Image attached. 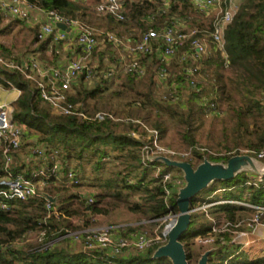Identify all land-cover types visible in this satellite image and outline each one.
I'll list each match as a JSON object with an SVG mask.
<instances>
[{
	"label": "trees",
	"instance_id": "16d2710c",
	"mask_svg": "<svg viewBox=\"0 0 264 264\" xmlns=\"http://www.w3.org/2000/svg\"><path fill=\"white\" fill-rule=\"evenodd\" d=\"M28 1L42 10H52L67 18L83 20L88 15V9L94 12L100 0ZM122 1L126 17L124 22L94 13L114 27L134 23L141 35L150 30L164 28L179 18L187 19V22L194 27L196 16H199L190 0H169L166 9L163 7V0ZM2 17L0 12V24ZM112 26H110L111 29H114ZM8 31V27L0 28V36L7 34ZM116 35L120 37L121 33ZM223 39L224 57L214 50L208 38L211 50L206 56L197 58L196 51L187 42L177 49L175 56L170 59L171 61L169 60L168 64L162 62V42L155 41L152 53L140 56V63L145 67L144 75L138 77L133 73H124L122 87L130 93V101L126 102L120 110H115L109 105L104 107L98 103L87 107L85 102L99 98L103 89L99 86L98 79L92 90H85L84 80L81 78L77 92L68 96L69 102L80 104L89 117H93L98 112H104L117 121L110 119L101 122L83 121L75 116L53 114L49 105L39 97L38 91L31 82L13 72L2 73L4 78L19 91V98L12 112L14 122L24 128L25 136L29 137L30 144H39L46 149L58 151L63 164V173L72 169L79 183L71 186L70 189L64 186H51L45 189V193L56 198V202L52 205L59 213L58 218L47 217V200L44 198L26 201L12 200L6 202V208L0 206V264H172L168 257H155L156 252L167 242L155 244L143 253L131 252L119 256H107L91 251L71 252L65 244L66 239L59 244L58 242L51 246L48 244L68 232L83 229L90 223L89 217L108 216L120 207L137 214L140 217L138 222L145 220L150 226L158 225L160 231L163 230L165 223H161L159 219L170 213H178L177 201L186 182L178 188L168 185L172 192L167 206L164 187L154 174L157 169L160 170V175L174 170L181 173L183 169L169 166L159 158L142 160V144L131 136L132 132L142 133L141 124L157 130L159 139L163 142L168 127L162 119L165 117L171 121L181 146L185 152H190V156L186 157L188 159H183L181 156L174 158L186 160L193 170L206 158L227 164L236 157L252 156L264 163V159H258L256 156L264 149V0H239L238 11L233 21L225 27ZM127 40L135 42L139 38L133 37ZM34 43H37V46L32 51L40 53L39 60L45 59L47 41L39 43L35 38ZM99 46L105 47L106 51H111L114 46L121 47L107 42L102 37L91 59L94 56H101L98 54ZM183 53L188 55V64L181 63L179 60ZM52 54H54L53 50ZM0 56L6 58L12 56L10 49L1 42ZM128 56L130 57V54ZM200 64L207 68L204 73L208 83L196 84L192 88L189 85L191 76L186 73V68L199 67ZM162 68L168 73L167 84L170 88L165 95L167 99L159 102L154 98V91L158 82L156 72ZM226 68L229 70V76L224 74ZM198 73L203 71L199 72L198 69L194 75ZM227 82H229V88ZM183 85L190 88L185 107L177 98L178 92L184 88ZM4 87L9 88L7 85ZM170 95L175 97L174 101H171ZM218 102L225 104L224 115L217 126L212 127V132L208 135L209 150L200 151L195 140L194 133L197 131L195 126L204 113L215 110ZM212 104L214 108L209 110ZM130 120H137L141 124L132 123ZM245 151V154H241ZM14 157L11 166L14 174H23L28 177L37 167L31 154L29 163L26 164L17 159L16 155ZM90 161H94L93 171L97 173L92 177L86 173L83 166V162ZM106 165H110L112 170L107 176H103L102 172ZM2 176L0 160V180ZM252 176L255 174L239 171L231 178L214 180L211 185L216 181L223 182L224 188L217 189L220 190V194H223L216 199L215 196L209 198L207 203L233 201L264 207V179L261 184L252 185L249 184ZM182 178L184 179V175ZM84 182H87L94 191L91 195L93 199L91 205H88L86 197L71 193L72 188H81ZM236 188L243 190L241 194L234 193ZM217 190H213V193ZM193 197L189 201L191 208L203 204H196ZM73 200L78 201L81 209L71 208ZM206 211L219 224L236 225L241 221L240 214L251 212L252 209L239 204L223 203L211 206ZM80 214L87 218L81 220L78 225L68 221L71 216ZM205 222L208 224L205 225ZM261 224L264 225V218ZM139 230V227H127L121 235L126 237V234ZM209 230L210 222L204 211L189 212V224L178 239L183 246L187 264L193 257L191 252L193 239L198 235L206 234ZM32 232L39 234L37 242L34 245L20 247L19 240ZM215 236L213 245L215 249L208 254L206 264H264V257L251 260L242 250V246H235L232 243L235 235L231 231L221 232ZM195 257L199 262L201 256L197 254Z\"/></svg>",
	"mask_w": 264,
	"mask_h": 264
},
{
	"label": "built area",
	"instance_id": "2783aa9c",
	"mask_svg": "<svg viewBox=\"0 0 264 264\" xmlns=\"http://www.w3.org/2000/svg\"><path fill=\"white\" fill-rule=\"evenodd\" d=\"M77 1V0H75ZM87 2L88 0H78ZM164 9L168 7L169 0H163ZM194 10L199 16H211L210 25L207 31L201 30L198 27L188 25L187 19H176L172 23L159 30H150L139 37L138 41H125V50L130 54L131 60L124 67V73H133L140 77L144 75L145 67L140 63V56L151 54L153 43L160 40L162 42V62L168 64L169 60L176 54L178 48L189 42L190 47L197 53L196 57L200 58L205 55L204 38H209L215 51L224 54V39L223 32L225 27L230 24L239 6V0H190ZM42 11L45 16V21L39 25L36 32L37 42H45L50 39V42L58 43L65 42L75 43L81 50V54L69 60L61 66H47L40 63L35 57H29L25 60L17 61L14 56L9 58L0 56V86L7 85L10 89H14L13 85L4 78L3 72H13L23 76V78L31 82L38 91L39 97L46 102L53 114L63 116H75L83 121H104L110 119L117 121L108 113L98 112L93 117H89L81 108L80 104L69 102L68 96L73 94V89L79 80L83 78L84 82H92L99 79V76L94 72L91 65V55L98 45L97 37H104L107 42L122 44L117 37L106 31L98 34L95 29L87 24H84L78 19H71L62 16L56 11H44L28 0H0V12L22 22H29L32 11ZM95 12L100 16H109L115 21L124 22L125 8L122 0H100L95 7ZM213 13V14H212ZM63 24L69 31L61 30L57 25ZM200 35L201 37H197ZM180 62L188 64V55L183 53L180 56ZM199 67L186 68V73L190 75L189 85L193 88L197 83L194 75ZM112 73H107L110 76ZM105 76V77H106ZM158 82L166 83L168 73L162 68L156 72ZM175 88V85H174ZM19 94V91H17ZM172 95V94H171ZM171 97L174 101L175 97ZM164 99H167L165 96ZM12 102H0V160L1 171L3 176L0 180V206L6 208V202L12 200L26 201L44 198L45 189L51 186H59L65 184L68 186L77 185L79 181L72 169L63 173V164L60 160L58 151L46 149L44 146H35L31 150V156L36 162L37 167L32 170L28 177L23 174H14L12 172V163L14 155L22 148V139L24 136V128L14 122L12 117L13 106ZM214 108L213 104L209 110ZM132 123L141 124L137 120H130ZM142 133L132 132L131 136L134 140L142 144L141 156L143 161L157 160L158 158H166L168 156L189 157L190 152H176L163 145L159 139L157 130L151 129L143 124ZM200 151H205L200 149ZM214 155L213 153H210ZM258 159H264V149L256 154ZM159 169L154 176L159 178V181L164 187L166 195L165 203L169 204L172 189L168 185L174 187H182L185 180L182 177L174 176L168 172L162 175L159 174ZM65 178V180H64ZM264 179V174L258 173L251 177L249 184H261ZM219 192V191H218ZM216 192V193H218ZM88 205L93 203L90 195L85 196ZM212 197V196H211ZM209 197V198H211ZM46 200V199H45ZM223 203H234L245 206L254 210V215L251 218L241 220L238 224L218 223L211 217L206 209ZM202 210L206 218L210 222V230L203 235H198L193 239V245L200 248H207L214 245L216 234L231 231L235 236L232 243H236L235 238L246 237V232H242L241 228L252 229L261 224L264 218V207L251 206L248 204L226 201L205 203L198 207H194L190 212ZM47 217L55 216L58 218L59 213L53 207L52 203L47 201L46 204ZM178 213H170L169 215L159 219L161 223L172 222L177 218ZM96 219V216L89 217V221ZM81 221V220H80ZM80 223V222H79ZM167 224L163 230H159L153 234H147L143 231H137L128 237H123L119 232L125 229L124 226H107L99 228H87L77 232L66 234L74 242L83 244L81 251H91L103 253L107 256H119L125 251L132 250L135 253H143L155 244H163L168 240L169 227ZM240 228V230H237ZM42 236V234H41ZM56 241L48 244L53 245ZM244 245H248V241Z\"/></svg>",
	"mask_w": 264,
	"mask_h": 264
},
{
	"label": "rangeland",
	"instance_id": "374dc122",
	"mask_svg": "<svg viewBox=\"0 0 264 264\" xmlns=\"http://www.w3.org/2000/svg\"><path fill=\"white\" fill-rule=\"evenodd\" d=\"M73 1V0H72ZM74 2V1H73ZM89 3V2H88ZM47 11V10H44ZM2 13V12H1ZM213 14V13H212ZM2 20L0 24V28H9V31L7 34L1 35L0 36V42L5 44L14 56V58H17L18 60H25L29 57H32V51L36 46L34 44L35 38H36V30L37 29H32L31 27L29 28L28 25H24L22 22H18V20L5 15L2 13ZM213 16V15H211ZM211 16L204 17V16H196L195 20V26L198 27L201 30L207 31L209 28V23L211 20ZM84 24H87L91 28L95 29L98 31V34H101L103 32H110L111 34L115 35L121 42L120 44L121 47H116L111 51H106L105 47L99 46L100 52L98 54H101V56H94L91 60V65L93 66L94 72H96L99 76V86L102 87L103 93L99 98L96 100H87L85 102V105L87 107L94 106V104L98 103L99 105L106 106L109 105L115 110H120L122 106L130 101V93L122 87L123 84V78H124V67L130 62L131 56L129 57L127 54V51L125 50V41L127 38H139L141 35V32L138 27L134 23H129V25H119V26H112V24H108V22L98 16L95 15L92 9H88V15L83 19L80 20ZM189 26H192L191 24L188 23ZM35 26V25H34ZM32 26V27H34ZM114 27V29H111V27ZM110 27V28H109ZM35 30V32H33ZM35 33V35H34ZM117 33H121L120 37L116 35ZM102 39L101 36L97 37V42ZM204 48H205V55L206 56L210 50V42L208 41V38H204ZM39 44V43H38ZM108 47V46H106ZM103 48V49H102ZM30 55V56H29ZM119 59V60H118ZM118 60V61H116ZM171 61V60H170ZM178 62V61H177ZM179 63V62H178ZM206 67H204L202 64L199 65V72L205 71L206 73ZM107 73H112L110 76H106ZM198 73L194 80L198 85H204L208 83V80L205 77V73ZM224 74L225 76H229V70L228 68L224 69ZM106 76V77H104ZM105 82V83H104ZM95 81L92 82H84V88L85 90H92L95 87ZM228 88H229V82L226 83ZM183 89L180 90L177 94V98L179 101L183 102L184 107L185 103L187 101L188 95L190 93V88L186 85H183ZM170 86L165 83L157 82V88H155L154 91V98L156 101L159 102H164V97L168 93ZM73 91L77 92L74 88H72ZM116 93H118L116 95ZM81 106V105H80ZM82 107V106H81ZM224 110H225V104L222 102H218V106L215 107V110L206 112L204 113L199 119H198V124L195 126L197 128V131L194 133L195 134V140L197 147L200 149H208L207 144H208V135L209 133L212 132V127H216L220 119L224 115ZM163 122L167 124V133L164 136V139L162 140L163 145L167 148H170L176 152H185L183 147L181 146L180 142L178 141L176 134L173 130V124L171 121H169L167 118L163 117L162 119ZM120 132V129H118ZM25 144L22 147L21 152L25 155L29 154L30 152V146L32 144L26 143V141H23ZM209 150V149H208ZM245 152H241V154H245ZM186 157H183V159ZM248 158V159H247ZM179 159V158H167L168 161L176 163V164H184L187 163V161ZM188 159V158H186ZM206 158L202 164V171H203V176H202V186L203 188L195 194L193 197V200L196 202V204H201L205 203L206 200L209 199V197L218 198L221 196L223 193L220 194V190L224 188V184L221 181H216L213 185H211L214 181L215 175L218 176H223V175H229L231 173V170H233L234 173H237L239 171H245L247 173H253V175H257L258 173L264 174V163L261 161H258L252 156H243V157H238L234 159L231 163L232 167L229 168L228 163L224 164L220 161H215L212 159ZM205 162V163H204ZM73 165V164H72ZM93 165L94 161L90 162H83L84 169L86 173L92 177L97 175L96 172L93 170ZM199 165V166H200ZM73 167V166H72ZM112 170V167L110 165H106L105 169L103 170L102 174L103 176H107L108 172ZM195 171V170H194ZM171 173L174 174V176H180L184 175V171L182 170L181 173L174 171H171ZM64 186L67 189H70L71 187L65 184H60L58 187ZM185 187V186H183ZM217 190L216 192L218 193H213V190ZM75 190V189H73ZM93 191V189L88 185L87 182H84L82 184V188L79 189L80 192H90ZM72 191V189H71ZM243 190L241 188H236L234 190L235 194H241ZM76 192V191H73ZM73 192H71L73 194ZM71 208L72 209H81V206L79 205L77 200H73L71 202ZM211 209H209L210 211ZM254 210L252 209L251 212H243V220L251 218L254 214ZM87 216H84L83 214H80L79 216H71V218L68 219L69 222H71L74 225H78L80 220H85ZM106 218L108 220H106ZM140 220V217L137 214L131 213L127 211L125 208L120 207L115 210H113L108 216H97L95 220L91 221L90 223L87 224L83 229L87 228H99V227H107L111 226L108 222L111 221L113 222L115 226H124L125 228L128 227L130 224L129 228H134V227H139V231L146 232L147 234H153L155 231H157L158 225L157 226H150L147 221ZM167 223H165L166 225ZM208 224L205 222V225ZM263 224H260L252 229L248 228H241L242 232H246V237L243 238H235L236 243L234 245H240L242 246V250L246 252V254L249 257V254H252L250 247H252V236ZM79 230H73L71 232H77ZM68 232L67 234L71 233ZM134 233V232H133ZM132 232L126 234V237L128 235L133 234ZM39 234H36L34 232L29 233L27 236L23 237L22 239L19 240L18 244L20 247H26L28 245H34L37 240L39 239ZM125 237V236H124ZM66 239V246L68 250L71 252L75 251L76 249H83V244L80 242H74L73 240L70 239V237L64 235L56 240L58 244L62 242V240ZM248 241V245H244ZM75 246H78L74 248ZM215 249L214 246L207 247V248H200L197 246H192L191 247V252H192V258L190 260L189 264H198V261L195 259L196 255L199 254L201 257L205 255L206 252H211ZM250 259V258H249Z\"/></svg>",
	"mask_w": 264,
	"mask_h": 264
},
{
	"label": "crops",
	"instance_id": "0c3cea01",
	"mask_svg": "<svg viewBox=\"0 0 264 264\" xmlns=\"http://www.w3.org/2000/svg\"><path fill=\"white\" fill-rule=\"evenodd\" d=\"M44 21H45V16H44L43 12L36 10V11H32L31 12V17H30L29 22H22V21H20V22H22L25 26L30 24L28 26L29 28L31 27L32 29H38L39 25L41 23H43ZM32 26H34V27H32ZM36 32H37V30H36ZM47 43H48L47 44V49L44 52L45 59H43V60H39L38 59V56H39L40 53H32L31 54L32 57H35L40 63H42L44 65H47V66H61V65H64L69 60H71L74 57H76V56L81 54L80 48L78 46H76L75 43L72 42V41L70 43L58 42V43H53L52 44L50 42V39H49V40H47ZM34 44H35V46H37V43H34ZM52 50H53L54 54H52ZM78 85L79 84H77L74 87L75 90H76V88L79 87ZM17 91L18 90L15 87H14V89H10V88L7 89L5 87H1L0 86V102H12V101H15L16 99L19 98V94L17 93ZM73 93H74V91H73ZM14 105H15V103H12L13 108H14ZM23 141H26V143H29V137L25 136V130H24V136H23V139H22V147L25 144V142L23 143ZM32 141H34V139ZM38 145L39 144L31 145L29 147L30 148L29 149L30 152L27 155H25V154H23L21 152V150H22V148H21V150L18 153L15 154L16 158L19 159L22 163H25V164L29 163V157H30V154H31V150H32L33 147L38 146ZM14 159H15V157H14ZM34 166H35V164H34ZM81 188H72V192L76 191V192H73V194L75 196H80V197L84 198L85 196H87V195L91 196L94 193V191H92V190L90 192H80L79 189H81ZM73 189H75V190H73ZM242 214L243 213L240 214V219L241 220L243 219V215ZM106 220H108V219L106 218ZM108 223L111 226H115L114 224H112L113 222H111V221H109ZM127 225L130 226V224H127ZM123 232H125V231H121L119 233L122 234ZM252 242H253L252 247H250V248H252L251 249L252 254H249V258L251 260L258 259V258H263L264 257V225H262L259 228H257V230L255 231V233L252 236ZM76 247H78V246H75L74 248H76ZM75 251H81V249H76ZM131 252H133V251L132 250L125 251L124 255L130 254Z\"/></svg>",
	"mask_w": 264,
	"mask_h": 264
},
{
	"label": "water",
	"instance_id": "95a60500",
	"mask_svg": "<svg viewBox=\"0 0 264 264\" xmlns=\"http://www.w3.org/2000/svg\"><path fill=\"white\" fill-rule=\"evenodd\" d=\"M61 30L69 31L63 24L57 25ZM243 157V156H242ZM238 158V157H236ZM236 158L231 159L228 162L229 168L232 167V161ZM167 165L182 168L184 171V180L186 182L185 187L180 191L178 198V215L177 218H174L173 221L168 222L167 226L169 227L168 240L166 245L160 248L155 257H168L172 264H187L185 252L183 246L178 242L181 234L186 230L189 224V212L192 209L189 206L190 199L195 196L203 188L202 176L203 171L201 169L202 165L198 166L195 171L190 167L189 164H176L168 161L166 158H161ZM248 159V158H247ZM205 163V162H204ZM235 173L231 170L229 175L218 176L215 175L214 180L216 179H228L231 178ZM45 199L54 204L56 198L51 197L49 194L44 193ZM209 252H206L204 256L201 257L198 264H206L208 259Z\"/></svg>",
	"mask_w": 264,
	"mask_h": 264
}]
</instances>
